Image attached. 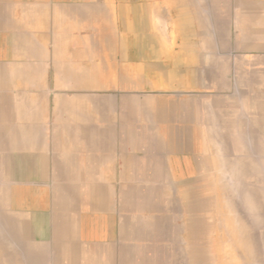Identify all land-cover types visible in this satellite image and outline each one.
Returning <instances> with one entry per match:
<instances>
[{
  "label": "crops",
  "instance_id": "obj_1",
  "mask_svg": "<svg viewBox=\"0 0 264 264\" xmlns=\"http://www.w3.org/2000/svg\"><path fill=\"white\" fill-rule=\"evenodd\" d=\"M253 153L264 0H0V208L39 264H208Z\"/></svg>",
  "mask_w": 264,
  "mask_h": 264
},
{
  "label": "rangeland",
  "instance_id": "obj_2",
  "mask_svg": "<svg viewBox=\"0 0 264 264\" xmlns=\"http://www.w3.org/2000/svg\"><path fill=\"white\" fill-rule=\"evenodd\" d=\"M245 166L251 169L228 172L220 187L223 212L209 219L217 234H208V264H264V156L253 153ZM15 230L0 208V264H39L21 236L9 234Z\"/></svg>",
  "mask_w": 264,
  "mask_h": 264
}]
</instances>
